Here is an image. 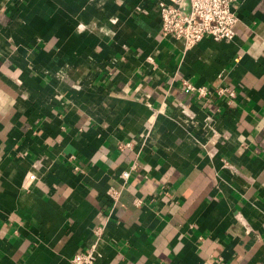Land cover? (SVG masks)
I'll return each instance as SVG.
<instances>
[{
    "label": "crops",
    "instance_id": "obj_1",
    "mask_svg": "<svg viewBox=\"0 0 264 264\" xmlns=\"http://www.w3.org/2000/svg\"><path fill=\"white\" fill-rule=\"evenodd\" d=\"M235 11L188 47L156 0H0V264H264V0Z\"/></svg>",
    "mask_w": 264,
    "mask_h": 264
},
{
    "label": "built area",
    "instance_id": "obj_2",
    "mask_svg": "<svg viewBox=\"0 0 264 264\" xmlns=\"http://www.w3.org/2000/svg\"><path fill=\"white\" fill-rule=\"evenodd\" d=\"M239 0H156L162 17V33L183 38L188 47L194 46L205 37L215 40H232L235 37V25L238 15L235 11ZM191 90H198L199 94L207 96L206 87H196L185 83ZM217 94H227L232 102L237 93L235 89L221 87ZM194 115L185 106L180 107V119L187 122L194 120ZM212 121V117L207 118ZM129 172H124L123 179H128ZM109 196L115 202L118 201L119 192L112 190ZM105 226L96 229V237L101 239ZM97 241L86 251L76 254L72 264H96L101 254L97 250Z\"/></svg>",
    "mask_w": 264,
    "mask_h": 264
}]
</instances>
